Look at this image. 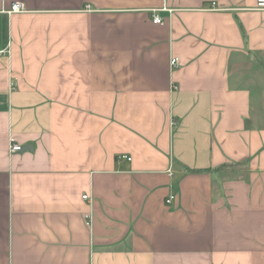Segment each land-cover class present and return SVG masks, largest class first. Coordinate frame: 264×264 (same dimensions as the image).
<instances>
[{
    "label": "crops",
    "instance_id": "crops-1",
    "mask_svg": "<svg viewBox=\"0 0 264 264\" xmlns=\"http://www.w3.org/2000/svg\"><path fill=\"white\" fill-rule=\"evenodd\" d=\"M255 2L0 0V264H264Z\"/></svg>",
    "mask_w": 264,
    "mask_h": 264
},
{
    "label": "built area",
    "instance_id": "built-area-1",
    "mask_svg": "<svg viewBox=\"0 0 264 264\" xmlns=\"http://www.w3.org/2000/svg\"><path fill=\"white\" fill-rule=\"evenodd\" d=\"M253 9L258 10V11H264V0H256L255 2V6L253 7ZM25 11V6L22 2H12L10 4V8L6 11L8 14H12V13H21ZM153 22L157 23V24H162L163 20L161 17H159L158 15H154L153 16ZM4 53H6V50H0V57L2 55H4ZM177 64V59L176 58H172L171 59V65L172 67L175 66ZM21 149V146L13 143L12 141L9 144V151L10 152H17ZM82 198L84 200L88 199V196L86 194H84L82 196ZM174 197L170 196L165 202L169 203ZM84 219L87 225L90 224L91 221V215L90 214H85L84 215Z\"/></svg>",
    "mask_w": 264,
    "mask_h": 264
},
{
    "label": "trees",
    "instance_id": "trees-1",
    "mask_svg": "<svg viewBox=\"0 0 264 264\" xmlns=\"http://www.w3.org/2000/svg\"><path fill=\"white\" fill-rule=\"evenodd\" d=\"M223 167H225V166L219 167V168H217V169H220V168H223ZM191 171H197V170H191Z\"/></svg>",
    "mask_w": 264,
    "mask_h": 264
}]
</instances>
